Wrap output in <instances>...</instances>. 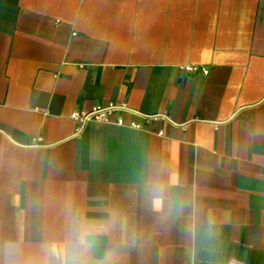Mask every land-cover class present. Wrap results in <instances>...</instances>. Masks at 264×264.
<instances>
[{"label":"crops","instance_id":"obj_1","mask_svg":"<svg viewBox=\"0 0 264 264\" xmlns=\"http://www.w3.org/2000/svg\"><path fill=\"white\" fill-rule=\"evenodd\" d=\"M0 264H264V0H0Z\"/></svg>","mask_w":264,"mask_h":264},{"label":"built area","instance_id":"obj_2","mask_svg":"<svg viewBox=\"0 0 264 264\" xmlns=\"http://www.w3.org/2000/svg\"><path fill=\"white\" fill-rule=\"evenodd\" d=\"M187 70H200L202 73H207V69L205 67H197V66H187L185 67ZM128 110L129 108L125 103H108L107 105H97L90 109L89 111H78L74 110L71 113V118L77 123L78 129H80L84 123L87 121H101V122H110V116L114 110ZM121 122V120H118ZM133 126L139 127V124L132 123Z\"/></svg>","mask_w":264,"mask_h":264},{"label":"clouds","instance_id":"obj_3","mask_svg":"<svg viewBox=\"0 0 264 264\" xmlns=\"http://www.w3.org/2000/svg\"><path fill=\"white\" fill-rule=\"evenodd\" d=\"M87 233H86V230H82L81 231V235H80V237H79V242L81 243V244H83L84 243V239H83V237H84V235H86Z\"/></svg>","mask_w":264,"mask_h":264}]
</instances>
